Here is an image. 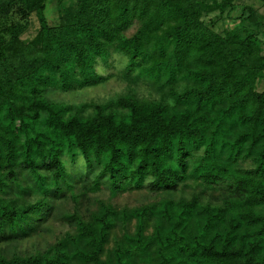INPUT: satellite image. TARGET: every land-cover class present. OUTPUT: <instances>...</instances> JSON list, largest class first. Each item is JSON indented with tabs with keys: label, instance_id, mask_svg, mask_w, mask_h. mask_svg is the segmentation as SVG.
Here are the masks:
<instances>
[{
	"label": "trees",
	"instance_id": "obj_1",
	"mask_svg": "<svg viewBox=\"0 0 264 264\" xmlns=\"http://www.w3.org/2000/svg\"><path fill=\"white\" fill-rule=\"evenodd\" d=\"M46 1H0V242L31 235L66 191L75 198L77 159L89 191H201L63 215L75 229L52 254L0 264H264V41L201 18L234 0H57L54 25ZM32 13L39 27L23 39ZM115 52L123 76L167 89L172 104L128 92L83 117L44 97L106 80L98 68Z\"/></svg>",
	"mask_w": 264,
	"mask_h": 264
},
{
	"label": "rangeland",
	"instance_id": "obj_2",
	"mask_svg": "<svg viewBox=\"0 0 264 264\" xmlns=\"http://www.w3.org/2000/svg\"><path fill=\"white\" fill-rule=\"evenodd\" d=\"M1 1V0H0ZM74 0H64L65 5L72 4ZM248 8V9H246ZM251 9L253 17L243 19ZM242 15V16H241ZM43 16L49 25L58 22L59 8L57 0H47L43 10ZM204 21L212 22L213 29L217 32L224 33L226 30H236L240 34L245 35L249 31L258 33V37L264 41V0H234L233 8L229 13L220 14L218 10L203 12ZM140 22L134 20L133 23L123 32L124 37H130L139 27ZM39 27L38 14L30 15L29 26L23 34V39L32 38ZM126 69L125 59L119 54L112 53L108 58L106 66H100L98 71L107 76L106 80L90 85L81 89L70 91H61L49 89L44 93V97L49 101L61 103L69 107L68 113H78L85 117L93 113L95 104H103L114 101L119 96L128 92L140 97L158 101L163 99L172 104V98L169 96L167 89H160L143 80L133 79L131 76H123ZM184 84L177 87L180 91L184 88ZM257 90L264 89V77L256 84ZM82 163L80 159L75 162L67 163V170L72 178L74 177L73 193L75 198L70 196L71 192L66 191V197L52 200V209L47 210V215L34 218L33 224L36 225L31 235L0 242V256L6 258L26 257L30 255H42L46 253L52 254L53 247L57 242L62 240L67 233L74 231V226L62 218L63 215L77 213L83 218H90V214L97 212L103 205H109L121 211L122 209H132L141 207L160 201L165 197L178 198L184 196L190 198L192 194L199 193L201 186L195 182L188 181L180 185L178 190L172 193L153 192L147 188L139 190L124 191L113 194L107 186H103L98 191H89L76 180L82 173ZM217 192L205 191L201 194L203 201L212 200ZM6 199L14 198L13 195H6ZM34 198V197H33ZM25 202V201H24ZM113 244V242H111Z\"/></svg>",
	"mask_w": 264,
	"mask_h": 264
}]
</instances>
